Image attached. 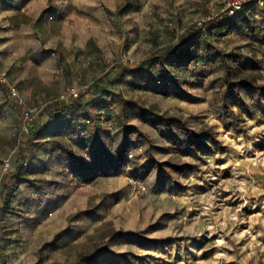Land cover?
<instances>
[{
  "label": "rangeland",
  "instance_id": "rangeland-1",
  "mask_svg": "<svg viewBox=\"0 0 264 264\" xmlns=\"http://www.w3.org/2000/svg\"><path fill=\"white\" fill-rule=\"evenodd\" d=\"M223 5L0 0V264H264V92L225 109L219 57L264 87V0L226 22Z\"/></svg>",
  "mask_w": 264,
  "mask_h": 264
},
{
  "label": "trees",
  "instance_id": "trees-1",
  "mask_svg": "<svg viewBox=\"0 0 264 264\" xmlns=\"http://www.w3.org/2000/svg\"><path fill=\"white\" fill-rule=\"evenodd\" d=\"M259 2H261V0H258L255 3H259ZM255 3H253V4H255ZM248 7H250V6H248ZM242 13H240L238 16H236L233 19L224 20L221 22L232 21V20L236 19L237 17H239ZM12 21L15 22L16 17H13ZM217 21H219V20H217ZM194 47H195V42L191 39H187L184 35L181 37L179 47L175 50L167 51L165 54V57H168L169 59L173 60L176 63H189V62L193 61V56H192L191 52L194 49ZM219 57H220V61H221L222 66H223L224 76H225L227 83H228L227 89L224 91V93L221 96V99H222V102L224 104L225 109H227L228 107L231 106L230 105L231 100H233L235 95L238 93L237 88L240 85L245 84V85H248L250 88H252L256 91H263L264 92V87L258 86L255 84V82L251 81L249 76H247L244 68H242L241 66H239L235 62L230 61V59L227 57V55H225L221 52L219 53ZM124 70H126L130 75H133V76H137L139 74V70H130L128 68H125ZM233 84L235 85V89L232 87ZM164 120L168 122L169 126H172V123H171L173 121L172 118H167V119L164 118ZM204 134H205L204 132H203V134H196L195 132H193L191 130L188 131V135L191 138H202L204 136ZM147 154L150 155L149 151H147ZM151 159H152V157L150 155V160ZM156 166L157 165L155 163L154 167H156ZM164 166L169 167V164L168 163L164 164ZM172 167H174V166H172ZM174 168L178 169L177 171L180 173L185 171V166H182V167L181 166L180 167L175 166ZM165 171H167L168 175L170 177H172V174H171V172H169V170L165 169ZM16 177L18 179H20L19 175H17ZM20 181L25 182L26 180L20 179ZM81 215H82V213H81ZM149 233H150V227L147 228L146 230L139 231V232L130 231V232L113 233L111 235V238L116 239L119 235H124V236L129 237L130 239H146V235H148ZM109 256H110V253H108L107 248H97L91 252H86V253L80 254L74 262H66V263L56 262L53 264H84L87 261L95 260L98 258H109Z\"/></svg>",
  "mask_w": 264,
  "mask_h": 264
},
{
  "label": "built area",
  "instance_id": "built-area-1",
  "mask_svg": "<svg viewBox=\"0 0 264 264\" xmlns=\"http://www.w3.org/2000/svg\"><path fill=\"white\" fill-rule=\"evenodd\" d=\"M258 0H224L223 8L218 16L219 21L230 20L238 16L240 13L244 12L248 6H251L253 3ZM9 94L11 98L15 99L17 103L22 106L23 102L19 96V91L16 87L9 88ZM80 95L75 90H70L66 96L62 97V103L68 104L74 100H78ZM23 117L25 122L32 123L34 120V115L32 110L23 109ZM28 161L23 162V166H27ZM11 163L9 160H6L3 163V170L5 173L11 171Z\"/></svg>",
  "mask_w": 264,
  "mask_h": 264
}]
</instances>
